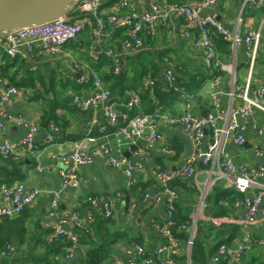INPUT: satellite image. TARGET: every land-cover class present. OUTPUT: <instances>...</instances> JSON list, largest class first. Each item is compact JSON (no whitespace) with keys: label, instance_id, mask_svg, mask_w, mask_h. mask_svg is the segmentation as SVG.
Instances as JSON below:
<instances>
[{"label":"crops","instance_id":"obj_1","mask_svg":"<svg viewBox=\"0 0 264 264\" xmlns=\"http://www.w3.org/2000/svg\"><path fill=\"white\" fill-rule=\"evenodd\" d=\"M120 1L104 0L101 17L107 18ZM168 1L189 3L191 0ZM150 2L151 0H129V7L125 11L147 10L150 7ZM241 6V0H219L214 6L205 8L204 13L213 12L217 14L218 18L230 30L235 31L238 29L239 33L244 34L251 26L253 28L259 27V24L264 19V5L243 9L240 16L241 20H239V14L242 10ZM77 16L72 15L71 17L76 19ZM88 20L90 21L79 39L73 41L78 42V45H72V42H70L66 45L64 51L57 56H48L47 54L36 52L27 58H12L6 53L0 52V80H2L0 82V90L5 89L8 85L15 84L10 83L12 77L19 84L18 87L20 89L16 96H12L11 100L2 106L3 112L0 114V127H5V129L11 131L9 133L7 131L5 133L0 132V144L9 140L15 145H21L28 130L26 127L16 123L18 116H25L38 125L36 133L37 149L35 152L22 153L21 159H24L25 162L21 168L25 177L23 181L37 185L42 192L36 201L26 208L27 234L25 239L20 242L13 257L17 256L23 259L29 257L31 253L44 252L46 250L43 245L38 244V241L39 239L49 241L53 232L47 219L53 196L51 191L58 190L62 186L60 171L71 167V164L66 163L63 158L72 151L75 143L81 139H85L88 148L95 152L94 161L87 165L78 166L77 173L81 185L79 188H66L60 193L59 199L61 200L62 208L67 212L82 211L81 213L86 215L91 211L88 203L89 196L102 197L107 205L110 204L109 200H116L111 205L109 213L111 214L112 212L115 218V228L127 230L130 235L141 236L143 241L141 245L148 251L149 257L155 258L156 249L167 242V238L158 229L160 221L166 219V205L163 202L149 201L151 200L150 198L145 199V194L153 195L161 189L159 180L152 173L154 169L175 170L184 165L187 157L193 151L195 144L186 136L182 127L170 125L167 120L171 114L169 106L175 107L177 113L180 114L185 110L187 101L174 100L172 99L173 95L168 94L160 104L155 95L152 98L150 94L152 105L151 103L148 105L144 97L147 95L146 93H149V90L146 89L144 83L152 77L143 78V80H139V83L138 79H134L130 83L129 88L125 89V91L120 90L121 95L113 94V101L121 120L124 115L131 117L138 112H154L161 116L158 126V132L161 135L160 141L150 148L147 146L145 138H142L137 141L136 146H133L132 150H137L138 148L146 150V153L140 158L134 156L132 151H129L130 146L127 141L120 142L114 135H105L100 131V125L105 121L101 108L82 111L73 106L69 110L70 106L62 105L61 101L66 102L72 94L85 96L90 93L89 87L91 86L81 80L83 74L88 73L101 78L100 74L92 67V63L95 61L90 56L92 47L97 46L103 51L113 49L117 57L120 58V62L127 64L129 62L128 68L130 71L132 69L130 74L132 76L139 74L140 70L150 68L153 63H156L159 68L158 75L163 85L165 82L167 84V81L163 78V71L167 68H171L178 76L198 73L205 68L202 52L194 49L189 40L185 38L182 31L184 20L181 16L175 14H170L165 21L158 23L155 36L146 37L143 48L135 53H130L124 48L123 42L127 37L124 29L108 26L101 38L96 39L94 32L95 22L92 17ZM170 29L173 31L172 35L168 33ZM217 36L219 35H215V37ZM217 45L222 53L221 55H224L222 50L225 44L217 42ZM227 47L229 52L224 56V61L227 63L235 62L237 77L235 87L238 88L244 84L248 72L246 50L242 46L234 51L230 43H228ZM141 53L142 55H140ZM103 68L108 71L110 66L105 65ZM214 74L220 78L221 88L225 92H229L233 88L230 73L211 71L207 67L202 75L198 77V81L190 83L189 88L187 84L177 87L180 88L177 91L182 92L180 98H189L188 102L193 103L192 111L197 115H205L208 112L215 111L211 97L212 88L210 87ZM254 74L257 78L264 77V49L258 59ZM197 84H202V87L200 86L201 89L191 92V87ZM55 92H59L58 98H56L57 94ZM133 94L139 96L140 105L131 110L126 106V103ZM45 100H47V106L49 100L51 101L50 105L54 103L52 100L57 101L54 112L56 114H66L68 124L64 126V131L62 126L57 124L54 119L45 123L43 119L45 112L43 103H45ZM153 101H156V104H153ZM242 104V100L238 97L233 101L235 106ZM222 105L225 110H228L230 97L224 95ZM162 109H164V112H162ZM253 119L260 125H264L263 113L256 111ZM246 121L248 124L244 131L246 142L243 145H237L233 140L224 138L225 150L237 165L246 166L247 168L258 167L259 165H264V133L258 134L252 128L251 118ZM53 123L57 127L56 130L51 127ZM48 134L53 135L51 141L47 140ZM87 137H92L94 140H88ZM210 137V135L206 136L203 147L206 146ZM255 145L261 148L262 155L256 154ZM164 146L170 148V152H164L162 150ZM109 157H127L131 161L140 164L141 168L135 172L137 182L134 183H139V186L136 187L133 186L134 184H130L121 168L110 166L108 164ZM39 166L42 170L38 168ZM206 167L202 163L197 164V169L205 171V173L200 175L199 183L192 178L199 190V195L193 198L190 196L189 206L194 203L193 207L190 208L192 216L196 211L202 190L205 189L209 180L215 177L213 171L208 172L214 168L211 166ZM258 180L264 183V175ZM217 184L223 185L225 188H234L228 176L217 180L215 185ZM212 189L213 186L206 191V202L209 210L208 212L206 210L200 218L207 221L201 231L202 237L208 236V226L206 225L212 222L219 224L224 218L226 224L229 225L228 231L235 232V238L230 243L243 240L247 232L251 234L253 241L264 238L263 215L259 214L253 224L247 227L244 223L246 212L244 198H237L233 203L228 200H220V203L215 205L214 202L207 200L208 194ZM253 191L255 189L251 190V192ZM3 200L4 196L0 189V205L4 203ZM223 205L228 207L226 208L228 215L214 217L212 214L213 210L216 211ZM101 211L103 214L108 215L107 212H104V209ZM207 242V249L210 250L214 245L213 237L208 236ZM131 244L118 243L115 245L113 258H126L128 256L126 251ZM188 264H190V259H188ZM205 264L219 263H214L209 257ZM232 264H264V245L253 244L237 262Z\"/></svg>","mask_w":264,"mask_h":264},{"label":"built area","instance_id":"obj_2","mask_svg":"<svg viewBox=\"0 0 264 264\" xmlns=\"http://www.w3.org/2000/svg\"><path fill=\"white\" fill-rule=\"evenodd\" d=\"M103 1H76L72 8V10L80 12L76 19L69 14L68 17L53 19L41 24L0 31V52H4L12 58H27L36 52L48 56H57L64 51L66 45L79 39L83 30L87 27L90 20L87 17H82V15H91L96 21V27L94 28L96 39L101 38L108 26L122 28L126 31L128 38L123 42L124 48L130 53H135L143 48L146 37L155 36L158 23L165 21L170 14H175L183 18V35L189 40L194 49L202 52L205 66L211 71L230 73L233 88L229 92H225L221 88V80L216 75L217 73L212 78L210 87L212 88L211 97L215 108L214 112L197 115L192 111L193 103L187 101L185 110L182 113L167 118L170 125L181 126L186 136L195 144L192 153L181 167L169 171L154 169L152 173L159 180L161 189L153 195L145 194V199L150 198L149 201L163 202L166 205L165 220L167 223L164 226L158 225V229L167 238V242L156 249L155 258L147 256L142 245L132 243L126 251L128 255L126 258H111L104 263L172 264L171 256L180 252V244L169 228L173 223L174 206L179 197L177 190L172 187L171 183L176 178H193L199 183V177L205 171L197 169V164L202 163L204 166L214 168L208 172L213 171L215 177L209 180L205 189L202 190L196 211L193 214L194 224L185 227L189 232L187 240L189 252L196 236L197 221L208 208L206 191L224 176H228L234 188L245 195V225L247 227L251 226L259 214L264 216V183L258 180L264 175V165L253 168L237 165L225 150L224 140V138H229L237 145H243L246 142L244 135L248 125L246 120L250 118L252 119V128L258 134L264 133V125H260L253 119L256 111L264 114V77L257 78L254 74L258 59L264 49V19L259 27L253 28L251 26L244 34H241L238 29L235 31L230 30L218 18L217 14L213 12L204 13L205 8L214 6L219 0H191L189 3L151 0L149 9L127 12L125 9L129 7V0H121L107 18L101 17ZM241 1L242 10L239 14V20H241L240 16L243 9L264 5V0ZM168 33L172 35V29ZM215 35H220L223 40L230 43L234 51L239 47H245L248 72L243 86L235 87L237 79L235 62L227 63L220 60L221 52L215 40ZM103 52L115 60L117 64L115 72L127 68V63L120 62V58L117 57L113 49L103 51L95 46L92 47L90 56L93 60L99 61ZM163 78L171 88L178 90V86H176L177 78L171 68L163 71ZM81 80L83 83L90 85L94 91L87 96L75 95L73 103L82 111L95 108L103 110L105 121L99 127L101 132L105 135H114L120 142L127 141L130 146L129 151H132L133 155L138 158L146 153V150L142 148L132 150L139 139L145 138L148 147H153L160 141L161 135L158 132L160 115L154 112H138L131 117L124 115L121 120L113 101V94L104 81L99 76H92L88 73L83 74ZM154 83V78H149L144 83L152 98L154 97V91L152 90ZM19 92V87L14 84L0 90V114L3 112V104H7L12 96H16ZM224 95L230 97L228 110H225L222 105ZM236 97L242 100V105H233ZM153 104H156V101H153ZM139 105L140 98L137 94H133L126 103V106L131 110ZM16 123L26 127L28 133L19 146L9 140L0 144V153L5 158L21 159L23 152H35L37 149L36 133L38 125L22 115L16 118ZM51 127L53 130L57 129L54 123ZM207 135L211 137L206 146L203 147ZM52 138L53 135L48 134L47 140L51 141ZM87 139L94 140L92 137H87ZM162 150L170 152V148L167 146H164ZM255 151L257 155H262V150L258 145H255ZM94 154L95 152L88 148L85 139L78 140L72 151L63 158L66 163L71 164V167L60 171L62 186L58 190L51 191L53 196L47 213L48 224L53 229L50 240L70 243L67 248V258H72L78 248V231H87L88 225L94 221V215L91 211L86 215L80 211L66 212L62 208L59 196L66 188L80 187L81 181L77 168L80 165L92 163ZM108 164L121 168L130 184L137 182L135 172L141 168L140 164L131 161L127 157H109ZM38 168L42 170L40 166ZM252 189H255V191L251 192ZM1 192L4 196V203L0 205V220L4 217L20 215L27 206L36 201L42 190L37 185L20 181L10 188L3 187ZM88 199L94 211L98 212L105 209L107 214L110 213V207L116 201L109 200L110 204L107 205L105 200L99 196H89ZM253 244L264 245V238L253 241L251 234L247 232L243 240L217 245L214 249L215 254L211 259L214 263L219 264L235 263ZM13 252L14 248L10 247L8 252H1L0 258L9 257L13 255Z\"/></svg>","mask_w":264,"mask_h":264},{"label":"trees","instance_id":"obj_3","mask_svg":"<svg viewBox=\"0 0 264 264\" xmlns=\"http://www.w3.org/2000/svg\"><path fill=\"white\" fill-rule=\"evenodd\" d=\"M122 13H124V11H122ZM72 15H80V12L72 10L70 12V16ZM86 16H89L87 18H91V15H82V17ZM92 19L96 23L93 17ZM125 39L128 38L126 37ZM215 40L217 42L224 43L225 47H227L228 45V43L223 40L220 35L215 37ZM71 44L77 46L78 42L72 41ZM225 47L223 46L222 50L224 52V55L220 56L221 61H224V56L229 52V48ZM101 55L102 56L99 61H93L94 63H92V67L97 73L100 74L101 79L105 81V83L108 85L112 94L121 95L120 92L125 91V89L129 88L130 83H132V80L134 79H138L139 83V80H143V78L152 77L155 79V83L152 88V90L154 91L153 94L158 99L160 104L162 103V101H164V98H166L168 94L173 95L172 99L174 100H181L184 102L189 100V98L185 97L184 99L180 98L182 92L175 91L168 84H166V82L164 85L161 83V80L158 75L159 68L156 63H153L150 68L140 70L139 74L132 76L130 75L132 69L130 71L128 68L129 62L127 64L128 66L126 69H123L120 72H115L116 63L113 57L107 55L105 52L101 53ZM140 55H142V53ZM105 65L110 66V69L108 71H105V69L103 68L105 67ZM205 69L206 67L198 73H192L187 76L186 74H183V76H178L175 74L177 78L176 84L178 86L187 84L189 88L190 83L198 81V77L202 75ZM73 78H75V76H73ZM10 83H15L14 85L19 86V84L16 83L14 77L11 78ZM89 88V94H91L94 90L92 89V87ZM58 93L59 92H55V94H57L56 98L59 97ZM146 94L147 95L144 97V99L147 101L148 105H150V103L152 102L150 92ZM74 96L75 94L70 95L66 102L61 101V104L64 106H70L69 110H71L73 106L78 109L73 103ZM141 97L143 98L142 95ZM52 101L54 103L50 105L51 101L49 100L48 106L46 103L47 100H45V103H43V110L45 111L43 119L45 120V123H48L51 119H54L57 124L62 126V129L64 131V126H67L68 124L66 114H56L54 111L55 106H57V101ZM141 102L143 103V101ZM169 111L171 113L169 117H173L178 114L176 108L172 105L169 106ZM162 112H164V109H162ZM24 162V159H17L12 157L5 158L0 153V189H2L3 187L10 188L17 182L24 180L25 177L22 173L21 168ZM159 170L169 171L163 168H160ZM171 185L177 190L179 197L174 206V215L172 220L173 223L169 226V228L173 235L176 236L180 244V252L171 256L172 264H188V259H190V264H205L207 259L215 254L214 249L217 245L221 243H230L233 241V239L235 238V232L228 231L229 225L226 224L224 218L219 224H214L212 222L206 225L208 226V236L213 237L214 241L213 247L209 250L207 249L208 236H201V231L203 227H205L207 221L199 218V220L197 221V234L194 238L193 246L189 252L187 248L189 232L185 227H189L194 224L193 216L191 214L192 212L190 210V208L193 207L194 203L189 206V201L190 196H192L193 198L199 195V190L192 178H176L172 181ZM133 186L137 187L139 186V183L134 184ZM244 196L245 195L243 193L239 192L235 188H225L223 187V185L221 186L218 184H214L213 189L208 194L207 200L214 202L215 205H218L220 203V200H228L230 203H233L235 200H237V198L243 199ZM91 206L92 205L89 203V209L94 215V221L88 225L87 231H78V248L74 252L72 259L70 258L71 260L67 258V248L70 246L69 242L51 240L42 241L40 239L38 241V244L43 245V247H45L46 250L44 252H35L33 254L31 253L29 254V257H25L23 259L17 256L13 257L20 242L25 239V235L27 234V207L18 216L2 218L0 220V254L3 251L8 252L10 247L14 248V252L13 255L9 257L0 258V264H104L106 261L114 257V246L118 243H135L139 245L142 244L143 241L141 236L130 235L127 230L115 228L116 222L114 216L112 215V212L111 214H108V216L106 214H103L102 211H94ZM226 208L228 207L223 205L220 209H217L216 211L213 210V216H227L228 212ZM208 210L209 208L207 209V212ZM160 222L162 226L167 223L166 220ZM146 252L148 256L149 253L147 250Z\"/></svg>","mask_w":264,"mask_h":264},{"label":"water","instance_id":"obj_4","mask_svg":"<svg viewBox=\"0 0 264 264\" xmlns=\"http://www.w3.org/2000/svg\"><path fill=\"white\" fill-rule=\"evenodd\" d=\"M78 0H0V31L68 17ZM8 133L5 127L0 132ZM106 213V210L104 209Z\"/></svg>","mask_w":264,"mask_h":264},{"label":"rangeland","instance_id":"obj_5","mask_svg":"<svg viewBox=\"0 0 264 264\" xmlns=\"http://www.w3.org/2000/svg\"><path fill=\"white\" fill-rule=\"evenodd\" d=\"M202 87V84L200 85V84H197V85H193L192 87H191V92H195V90H197V89H201V87ZM199 87V88H198ZM68 259H70V258H68ZM72 259V258H71ZM70 259V260H71Z\"/></svg>","mask_w":264,"mask_h":264},{"label":"bare ground","instance_id":"obj_6","mask_svg":"<svg viewBox=\"0 0 264 264\" xmlns=\"http://www.w3.org/2000/svg\"><path fill=\"white\" fill-rule=\"evenodd\" d=\"M88 85V84H87ZM178 86V85H177ZM243 86V85H242ZM93 89V88H92ZM178 89H180V88H178ZM256 113V112H255ZM206 141V140H205ZM205 141H204V144H205ZM151 148V147H150ZM82 212V211H81ZM83 214H85V213H83ZM109 216V215H108ZM171 229H173V228H171ZM176 237V236H175ZM127 253V252H126Z\"/></svg>","mask_w":264,"mask_h":264}]
</instances>
